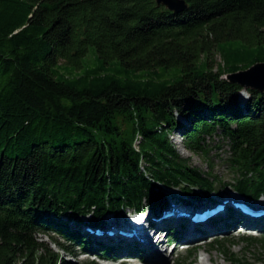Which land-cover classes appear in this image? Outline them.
<instances>
[{"label":"trees","instance_id":"obj_1","mask_svg":"<svg viewBox=\"0 0 264 264\" xmlns=\"http://www.w3.org/2000/svg\"><path fill=\"white\" fill-rule=\"evenodd\" d=\"M183 1L174 13L155 0H0V264H70L60 250L74 247L94 256L79 264H126L121 252L145 249L85 228L159 216L170 199L264 197V92L225 78L264 61V0ZM90 47L98 63L79 72ZM212 143L227 146L222 176ZM241 240L264 252V235ZM227 243L207 245L246 264Z\"/></svg>","mask_w":264,"mask_h":264},{"label":"rangeland","instance_id":"obj_2","mask_svg":"<svg viewBox=\"0 0 264 264\" xmlns=\"http://www.w3.org/2000/svg\"><path fill=\"white\" fill-rule=\"evenodd\" d=\"M97 63L98 61L96 60L95 54L93 53V48L90 47L83 60V67L79 69V72H81L84 67H94L97 65ZM170 139L174 143L178 152L181 155L185 157L186 156L190 157L192 164L199 165L201 169L207 170L206 160L200 156L193 155L189 150H187L184 147V137L181 134L174 131L171 133ZM216 140L217 138L214 139V143ZM214 143H212V146L215 145ZM226 148L227 146L225 145L222 148H217L216 146H213L211 147L210 152L208 154V160L212 159V161L216 163L214 164V172L221 176L224 175L223 173L227 174V171H226L227 169L221 166L220 163H218V159L224 158V156L226 155ZM224 180L228 181L229 178L225 177ZM232 193L233 191H229V190L226 192L227 195H230ZM227 195L225 197L231 196V195L230 196H227ZM222 197H224V195ZM169 204H173V202L171 201ZM171 206H169L168 209H171ZM165 212H167V210ZM134 217H138V219H140L141 216L140 215L135 216L133 213H131V211L130 212L127 211V213H125L122 216H115L112 214H108L102 218L103 219L102 222L103 223L107 222L109 219L111 220V222L104 223V226L101 223L102 227H97V228H100L102 230L104 229L103 231L104 233L103 235H101V237H104L107 233L109 234L110 232L109 230H111L112 227L116 226V225H113L114 222H117L121 218H122L121 219L122 221H125V220L128 221L129 218L133 219ZM113 231L116 236H110L108 234L107 236L113 237L115 242H117L120 238L122 239L124 237L120 235L119 233L120 230L118 229V227L114 228ZM249 235L252 237H255L256 239H261L264 235V230L250 232V231L244 230V228H239L234 225L233 227L226 228L222 233L218 235L214 234V235L209 236L207 239L202 240L201 242H198L197 244H191V249L196 248V251H197L195 255V259H194L195 262L193 264H228L226 261L225 255L221 251H219L218 248L207 245V242L213 241V240L228 242L227 243L228 251L235 254L236 256L243 257L246 261V264H264V252L261 249L260 244L255 243L254 245H251L250 247H246L247 244L241 240L242 237H246ZM41 239L48 241L47 236H42ZM163 239L166 240V237ZM52 247L55 250H57V247H55V245H52ZM165 247L164 248L166 252L165 253L166 261L162 262V264H174V261L178 257L185 254V250H179V249H176L171 254H169V247L168 248L167 246ZM72 251H73V254L70 255L67 252L60 250L64 260H66L70 264H79L81 261L85 260L86 258H92V256L82 253V251L77 247L72 248ZM155 259L157 260V257L151 256V253L149 252L148 253L145 252L144 259L138 258V259L128 261L125 263L126 264H151V263L159 264L156 262ZM103 264H115V263L103 262Z\"/></svg>","mask_w":264,"mask_h":264},{"label":"bare ground","instance_id":"obj_3","mask_svg":"<svg viewBox=\"0 0 264 264\" xmlns=\"http://www.w3.org/2000/svg\"><path fill=\"white\" fill-rule=\"evenodd\" d=\"M225 195H227L226 192H225ZM227 196H230V195H227ZM227 200H228L227 202L230 205H232L233 203L232 199L228 197ZM152 215L155 216L153 213ZM156 217L157 218L154 219V221L153 220L149 221L148 219L149 217L148 216L146 217V215H144V216H141L140 219H138V221L136 222L126 221V220L122 221L121 219H119L117 222H114V223L116 224L119 222V226L125 225L128 228H130L131 232L134 233L136 236H138L137 239L142 241L141 243L148 250L147 253L149 252L151 253V256L157 257V260L155 259L156 262L159 264H162V262L166 261L165 259L166 252H165L164 246L167 244V240L163 239L160 234H161L163 225H165V222H164L165 218L160 219L159 216H156ZM107 222H111V220L109 219ZM107 222H104V223H107ZM185 223H187V225L190 227V229L188 230L189 232L186 235V238L194 239L195 237H197L198 234L195 233V231L193 230V225L189 221H185ZM251 227L257 228V226H254V225H252ZM223 231L224 230H222V224L217 223V224L209 225L205 229L204 233L208 234V236H211L214 234L218 235L222 233Z\"/></svg>","mask_w":264,"mask_h":264},{"label":"water","instance_id":"obj_4","mask_svg":"<svg viewBox=\"0 0 264 264\" xmlns=\"http://www.w3.org/2000/svg\"><path fill=\"white\" fill-rule=\"evenodd\" d=\"M157 6H164L174 13L187 8L183 0H155ZM231 82L240 84L243 88H252L264 92V61L256 62L246 69L229 73L225 76ZM246 97V94H243Z\"/></svg>","mask_w":264,"mask_h":264}]
</instances>
